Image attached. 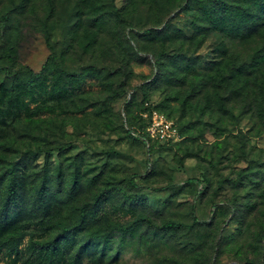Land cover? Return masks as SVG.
Wrapping results in <instances>:
<instances>
[{
    "label": "rangeland",
    "instance_id": "374dc122",
    "mask_svg": "<svg viewBox=\"0 0 264 264\" xmlns=\"http://www.w3.org/2000/svg\"><path fill=\"white\" fill-rule=\"evenodd\" d=\"M23 1L0 0V53L36 72L53 51L83 79L50 66L45 89L17 102L0 59V264H264V0H221L216 12L210 0L187 10L182 0H56V19L75 8L81 26L59 24L51 49L38 28L47 0ZM167 17L163 32L141 30ZM152 110L177 135H151L148 155L135 134H149L140 115ZM11 176L18 198L4 222ZM169 179L164 190L141 184ZM193 214L192 227H161ZM63 226L52 256L36 242Z\"/></svg>",
    "mask_w": 264,
    "mask_h": 264
},
{
    "label": "trees",
    "instance_id": "16d2710c",
    "mask_svg": "<svg viewBox=\"0 0 264 264\" xmlns=\"http://www.w3.org/2000/svg\"><path fill=\"white\" fill-rule=\"evenodd\" d=\"M205 1V0H203ZM30 0H24L22 3V7L25 6L27 3H29ZM192 0H182V3L179 5V8L181 10H187L188 7L190 6ZM221 0H210V7L209 10H211L212 12H216V4L220 3ZM47 5H48V18L46 20L43 21H39L38 24V28L40 30V32L43 35V38L45 40V43L48 47H50V49L52 48V44H51V34L53 31H55L59 24H61L63 27L65 28H70L72 26H81V23H79V21H77V17H76V10L77 9H71L69 11H66L65 9V13H66V17L63 21H58L56 19V13L59 9H57V1L56 0H47ZM111 6L113 7V11H117L118 13L121 11L122 6H117L115 5V3H111ZM227 11H229V9H226ZM100 17V15H99ZM171 18L172 17H167L164 20V26L162 28H155V25H146L145 27H142L141 30L145 33H150L153 31H161L163 32L164 30H166V28H169L170 24H171ZM8 19V15L7 13L3 16H1V21L2 24L5 23V21ZM222 24H227V20L224 18L221 20ZM243 22V21H242ZM198 25H195L196 28L198 27L199 29H205L206 32L211 31V27L207 26L206 24H201L200 22L197 23ZM244 25H242V23H240L241 27H246V28H251L254 29L255 24L252 23H243ZM207 34V33H206ZM204 35V34H202ZM68 47V46H67ZM54 50V49H53ZM0 59L3 60L6 64H5V76H6V80H4L3 84L5 86L6 89H8L9 91V95L11 98H15L17 102L21 101L22 99V93L25 91L29 93H33L35 91V89L39 86H42V90L45 89L46 84H48L49 82V73H46L48 67L50 66H54L56 65V68L58 70V72L62 75V77L68 81H71V79H79L82 80L83 79V74H81V72L79 71H74V72H68L66 71L64 68H62L59 64H57V56L55 53H53V51L50 53V55L47 57V62L44 63L42 65V67L40 68L39 71H33L30 68L27 69H20L15 68L14 67V63H15V58L13 57V55L11 53H0ZM63 79V80H64ZM163 82V78L161 77V75H157L156 77H154L151 80V83H154L155 86H161ZM179 83H184V82H180ZM153 84V85H154ZM56 85V84H54ZM182 85V84H181ZM53 87V84H52ZM24 89V90H22ZM148 109V108H147ZM143 110H146L145 108ZM160 112H162L161 110H159ZM143 113V112H142ZM142 113L140 115V119L141 122L143 123V128L147 126L148 124V119L142 116ZM163 113V112H162ZM262 122L264 124V110L262 112ZM129 130V129H128ZM136 135V136H135ZM134 136L136 137V139H138L139 141H141L146 147H147V151H148V155L150 152V142L152 141L151 138H153L151 135H149L147 132L143 131V130H139L136 132ZM157 139V138H156ZM144 174H134L131 176V181L133 183H135V178L139 177ZM3 177V174H0V182L1 179ZM190 181H195L197 183L201 184V180L199 178H190ZM204 182L207 183V179H205L203 177L202 179ZM171 181L169 179V181L160 187H153L150 183L148 182H141L142 186L150 188V189H154V190H164L166 188H168L171 185ZM204 186H200V190H203ZM43 189V185L40 187L39 192H41ZM105 193V192H104ZM101 193L100 195L96 196V200L98 201L99 199H101L105 194ZM18 198V191L16 188V178L14 176H11L9 183H8V187L6 189V198L5 201L3 202L2 205V220L4 222H7V220L10 218V211L12 210V204L16 202ZM85 211L86 209L84 207H82L80 209V216L81 218L85 217ZM192 222L191 223H183L180 221H174V220H170L167 221L165 223H163L161 225L162 228L164 229H168L170 231L176 232L182 228H189L192 227L193 225H195L196 223H199L200 220L193 214L192 216ZM70 233V229L67 228L66 226H63L61 228V232L60 234L54 238V240H50V241H45V242H36L37 244L41 245L42 248H44L45 251H49L51 253V255L53 256L59 245L56 244L55 242L57 240H61L65 234H69ZM3 246H4V242L0 241V259L3 255ZM81 251H79L80 253ZM76 259L73 258V261H75ZM72 264H75L74 262H71Z\"/></svg>",
    "mask_w": 264,
    "mask_h": 264
},
{
    "label": "built area",
    "instance_id": "2783aa9c",
    "mask_svg": "<svg viewBox=\"0 0 264 264\" xmlns=\"http://www.w3.org/2000/svg\"><path fill=\"white\" fill-rule=\"evenodd\" d=\"M143 117L148 119L147 131L150 135L164 139L177 135L175 125L163 113L152 110L149 113H143Z\"/></svg>",
    "mask_w": 264,
    "mask_h": 264
}]
</instances>
